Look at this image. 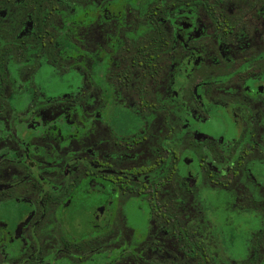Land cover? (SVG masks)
Returning a JSON list of instances; mask_svg holds the SVG:
<instances>
[{"label":"flooded vegetation","instance_id":"1","mask_svg":"<svg viewBox=\"0 0 264 264\" xmlns=\"http://www.w3.org/2000/svg\"><path fill=\"white\" fill-rule=\"evenodd\" d=\"M263 260L264 0H0V264Z\"/></svg>","mask_w":264,"mask_h":264},{"label":"rangeland","instance_id":"2","mask_svg":"<svg viewBox=\"0 0 264 264\" xmlns=\"http://www.w3.org/2000/svg\"><path fill=\"white\" fill-rule=\"evenodd\" d=\"M80 215H85V213L84 214H80ZM80 215H78V216H80ZM72 216H74V214L72 215ZM83 218L84 219H87V216H83ZM240 236H242L241 238H240ZM238 240L239 241H245V240H247V237H248V233H246V232H243V230L241 231V233H239L238 234ZM247 243H245L244 244V242H242V252L240 251V255L241 256H244L246 253H245V250L243 249V246H245ZM261 262V261H260ZM260 264H264V260L260 263Z\"/></svg>","mask_w":264,"mask_h":264}]
</instances>
